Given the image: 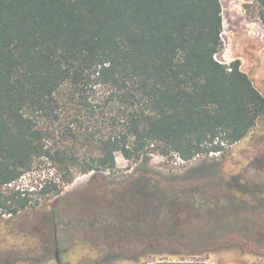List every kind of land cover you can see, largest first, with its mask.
<instances>
[{"label": "trees", "instance_id": "16d2710c", "mask_svg": "<svg viewBox=\"0 0 264 264\" xmlns=\"http://www.w3.org/2000/svg\"><path fill=\"white\" fill-rule=\"evenodd\" d=\"M222 30L221 0H0L1 212L39 206L10 188L37 163L60 174L41 187L56 197L79 173L114 171L118 154L189 160L245 138L264 95L239 60L216 59ZM162 228L145 233L161 242L148 252L183 256L144 264H211L179 248L193 232Z\"/></svg>", "mask_w": 264, "mask_h": 264}, {"label": "rangeland", "instance_id": "374dc122", "mask_svg": "<svg viewBox=\"0 0 264 264\" xmlns=\"http://www.w3.org/2000/svg\"><path fill=\"white\" fill-rule=\"evenodd\" d=\"M221 3L223 47L215 57L226 64L239 60L264 95V25L258 8L254 0ZM116 160L114 171L79 173L56 197L41 192L43 185L59 183L50 163L35 164L12 183L10 188L33 190L40 204L15 215L0 210V264H144L181 258L148 252L161 242L145 233L163 226L161 231L193 232L179 248L202 253L195 257L211 264L264 260V117L221 153L189 160L153 153L133 164L118 154ZM165 198L171 203L162 225L158 210ZM194 201L204 204L203 212L194 211Z\"/></svg>", "mask_w": 264, "mask_h": 264}, {"label": "flooded vegetation", "instance_id": "af4514ba", "mask_svg": "<svg viewBox=\"0 0 264 264\" xmlns=\"http://www.w3.org/2000/svg\"><path fill=\"white\" fill-rule=\"evenodd\" d=\"M145 187H147V186H144V185H143V188H144V189H145ZM143 188H142V189H143Z\"/></svg>", "mask_w": 264, "mask_h": 264}]
</instances>
